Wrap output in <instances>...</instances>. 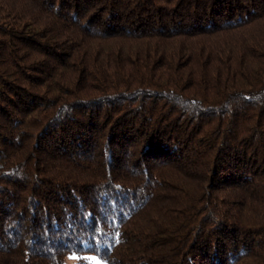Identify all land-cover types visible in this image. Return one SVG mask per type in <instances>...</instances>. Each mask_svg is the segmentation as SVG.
Wrapping results in <instances>:
<instances>
[{
    "label": "trees",
    "instance_id": "1",
    "mask_svg": "<svg viewBox=\"0 0 264 264\" xmlns=\"http://www.w3.org/2000/svg\"><path fill=\"white\" fill-rule=\"evenodd\" d=\"M264 264V0H0V264Z\"/></svg>",
    "mask_w": 264,
    "mask_h": 264
},
{
    "label": "rangeland",
    "instance_id": "2",
    "mask_svg": "<svg viewBox=\"0 0 264 264\" xmlns=\"http://www.w3.org/2000/svg\"><path fill=\"white\" fill-rule=\"evenodd\" d=\"M61 264H106V263L93 255L70 253L64 257Z\"/></svg>",
    "mask_w": 264,
    "mask_h": 264
}]
</instances>
